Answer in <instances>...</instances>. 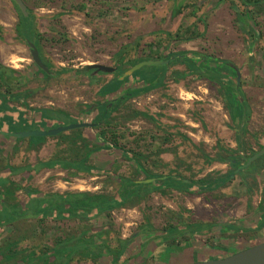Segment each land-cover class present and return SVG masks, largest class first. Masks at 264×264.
Wrapping results in <instances>:
<instances>
[{"label":"rangeland","instance_id":"1","mask_svg":"<svg viewBox=\"0 0 264 264\" xmlns=\"http://www.w3.org/2000/svg\"><path fill=\"white\" fill-rule=\"evenodd\" d=\"M24 2L38 31L40 55L50 64V71L44 75L38 69L28 43L16 31L21 12L18 5L14 0H0V62L21 72L20 81L13 80L11 89L25 95L14 99L12 105L25 108L22 105L25 101L36 112L47 108L49 114L59 117L45 123L27 124L49 130L77 123L78 119L92 123L88 107L99 100H108L100 96L97 89L112 79L115 72L84 73L81 69L87 64L120 65L117 54L121 50L125 60L198 51L228 59L240 71L239 79L232 77L242 88L250 109V115L244 120L243 150L238 149L237 122L225 107L226 99L220 86L196 75L175 81L169 76L171 72L186 69L184 64L177 63L169 67L163 86L129 99L112 113L113 123L106 135L112 142L109 148L94 153L92 161L101 167L110 165L118 174L144 179L143 174L134 173L121 150L116 149L124 148L141 153L145 168L155 176L173 172L199 179L208 174H223L232 168L228 163L207 161L206 156H217L218 147L235 149L224 154L233 158L239 156L244 164L247 156L264 145V11L252 12L253 8H246L242 0ZM245 11L247 20L242 21L239 13ZM195 28L202 35L185 40L183 37L190 36ZM122 67L129 68L128 65ZM62 68L68 71L60 72ZM94 79L99 81L92 82ZM133 85L135 81L131 79L129 86ZM0 92L7 93L1 84ZM234 93L241 100L239 93ZM137 110L146 115H136ZM34 115L35 112L31 117ZM90 127L85 131L104 143L106 137L100 135L101 128ZM0 130H3L1 124ZM52 136H47L51 138L40 148L29 147L31 136L19 137L25 141L10 152L11 162L24 164L49 159L58 150V139ZM255 163L262 165L261 160ZM243 168L242 175L238 173L222 187L202 194L176 189L162 193L153 188L138 206L112 211V226L103 231L102 237L113 249L119 248V239L130 240L127 254L138 252L139 255L128 264H182L192 261L194 252L201 260L217 258L264 241V226L260 230L252 229L260 216V201L264 199V177L251 165ZM30 184L46 192L72 189L115 194L118 187V183L106 175L77 177L65 170L47 169L35 175ZM17 195L25 198L23 191ZM249 197H252L250 209L247 207ZM147 219L157 230L175 223L215 222L216 226L184 242H168L163 241L160 234L139 233ZM108 220L106 215L90 223L50 220L43 227V233L27 244L43 241L52 245L62 231L86 228L87 223L101 226ZM231 222L250 230L221 231ZM216 245L226 250L213 248ZM72 264L93 263L78 260Z\"/></svg>","mask_w":264,"mask_h":264},{"label":"trees","instance_id":"2","mask_svg":"<svg viewBox=\"0 0 264 264\" xmlns=\"http://www.w3.org/2000/svg\"><path fill=\"white\" fill-rule=\"evenodd\" d=\"M14 2L16 3L15 0ZM242 2L248 9L252 7V12L264 11V0H242ZM18 7L20 8L19 5ZM20 10V20L17 23L16 31L27 43L33 42L40 51L38 31L35 28L33 16L30 12L26 15L21 8ZM248 12L249 10H247ZM247 13L246 11L239 13L242 21L247 20ZM201 35L202 33L195 28L190 36L183 38L190 40ZM117 55L120 57V65L115 66V76L104 84L98 92L101 96H108V100H99L94 104H90L87 111L88 114L93 116V125L90 129L101 128L100 135L104 136V138L106 137L104 143L85 131L89 126L74 128L70 132H61L52 136L58 139V150L49 159L38 160L33 163L13 164L9 157L10 152L18 149V146L25 141V138L13 137L0 132V159L2 160L0 162V264H72L78 260H90L93 264H128L139 255L138 252L127 254L130 240L119 239V248L113 249L107 243V240L102 237L103 231L112 226V221L110 220L112 211L122 207L138 206L145 201L146 195L153 188H158L162 193L166 192V189H176L182 192L202 194L222 187L238 173L242 175V169L245 167L243 165L251 156H247L245 163L242 164L240 158H238L239 156L233 158L224 154V152L235 151V149L228 147H218L219 150L216 157L210 158L206 156V158L209 163L215 161L228 163L232 168L226 173L216 176L208 174L199 179L188 178L173 172L164 176H155L145 168L142 163L143 155L141 153L124 148L116 149L121 150L122 157L134 168V173L143 174L145 178L157 177L155 181H140L138 178L118 174L110 168V165L99 167L94 164L92 155L102 149L109 148V144L112 142L106 136L113 123L112 113L129 99L163 86L168 76L169 67L177 63L184 64L186 69H175L171 72L169 76L175 81H179L188 75H196L199 78L206 77L220 86L221 93L226 99L225 107L229 111L230 117L237 122L236 142L238 149L243 150L242 134L246 131L244 120L250 115V109L249 104L244 99L242 88L238 83L234 82L232 77V75L236 76V70L231 61L208 56L198 51H182L161 56L160 59H168L175 56L167 65L144 66L131 75H125L126 71L137 62L153 57L125 60L122 50ZM43 61L50 71V64L44 59ZM126 65L129 68L125 69L122 67ZM36 66L44 75L49 74V71H44L37 64ZM65 71H68V69L62 68L60 72ZM89 72L93 73V70ZM20 77L21 72L19 70L0 62V84L7 90V93L0 92V124L3 127V130L0 131L15 132L35 128L41 129L40 125L34 126L27 123H45L59 118L49 114L46 110L47 108L38 109L36 112L25 101H22V105L25 108L21 106L17 108L14 104L12 105L14 99L19 96L25 97L24 93L16 94L11 89L13 80L16 79L19 82ZM131 79L135 80V85L133 86H129ZM98 81L96 79L92 80V82ZM234 92L239 93L241 100ZM60 111L66 114L69 113L62 109ZM34 112L35 115L31 117ZM135 114L146 115L145 112L139 110ZM81 121V119H78L76 122ZM17 126L19 127L17 128ZM49 138L47 136H31L28 143L29 147L38 148L47 142ZM9 139L11 140L10 142ZM257 160H261V166H257L255 161L250 165L255 172L264 177V155ZM240 167L242 168L238 171ZM45 168H62L71 175L79 177L85 175H106L116 181L118 187L115 194L88 190L46 192L30 184L34 176ZM16 174L21 176L19 181L11 178V176ZM156 183H158V186L155 187ZM18 191H23L25 198H20L17 195ZM251 203L252 197H249L247 205L249 209L251 208ZM259 208L260 216L255 227L252 228L253 230H260L264 226V199L260 201ZM102 215H106L109 218L106 224L89 226L91 220L97 219ZM50 220L59 222L79 220L89 223H87L88 227L86 228L83 227L79 230L67 232L62 231L53 239L52 245L43 241L27 244L28 241L33 240L35 237L38 238L40 233H43V227ZM214 226H216L215 222L175 223L170 224L167 228L157 230L153 228L152 223L147 219V223L140 226L139 233L152 232L154 235L160 234L163 241L181 243ZM223 229L225 230L221 231H232V233L250 230L232 222L227 223ZM213 248L226 250V247L220 245H216ZM193 259H198L195 252Z\"/></svg>","mask_w":264,"mask_h":264},{"label":"water","instance_id":"3","mask_svg":"<svg viewBox=\"0 0 264 264\" xmlns=\"http://www.w3.org/2000/svg\"><path fill=\"white\" fill-rule=\"evenodd\" d=\"M16 3L20 6L22 11L27 15V6L24 2V0H15ZM28 46L30 48L32 58L34 62L42 68L44 71H49L47 65L44 63L40 52L36 45L33 42H29ZM175 56H172L171 58L168 59H147V60H141L131 66L125 73V75L132 74L136 70L144 67V66H152V65H167L173 60ZM236 70V76L239 79L240 78V71L238 70L237 67H235ZM90 70H93V73H98V72H104V73H113L116 71L115 66H109L101 63H92V64H87L85 65L81 71L82 72H89ZM93 123L86 122V121H81L78 123H70V124H65L61 125L49 130H44L40 128H35V129H27V130H22L19 132H7V131H0L3 134L10 135L13 137H27V136H52V135H57L61 132H65L74 128H80V127H87V126H92ZM264 155V145L256 152L254 153L249 160L243 165L245 167L249 166L253 161L257 160L260 156ZM234 162L235 160L232 159ZM242 167L238 169L241 170ZM157 177L153 178H147V179H142L140 181L144 182H152L156 180ZM182 264H264V241H261L259 243H256L254 245H251L247 248H244L242 250H239L237 252H234L230 255H227L225 257H218V258H209V259H203V260H193V261H188Z\"/></svg>","mask_w":264,"mask_h":264},{"label":"crops","instance_id":"4","mask_svg":"<svg viewBox=\"0 0 264 264\" xmlns=\"http://www.w3.org/2000/svg\"><path fill=\"white\" fill-rule=\"evenodd\" d=\"M96 80H99V79H96ZM111 80V79H110ZM110 80H107L106 82H104V83H102L99 87H98V89H97V92H99V90L102 88V86L104 85V84H106L107 82H109ZM134 80V79H133ZM131 81V80H130ZM135 81V80H134ZM130 83V82H129ZM152 91V90H151ZM112 95H114V94H112ZM111 95V96H112ZM101 96V95H100ZM102 97H104V96H102ZM105 98H108V96H106ZM47 144V143H46ZM45 145V143L42 145V146H44ZM38 148H40V147H38ZM41 148H43V147H41ZM95 164V163H94ZM97 166H99V167H101L100 165H97ZM106 167V166H105ZM45 169H47V170H62V171H64L65 169H62V168H51V169H49V168H45ZM44 169H42L41 170V172L43 171ZM66 172H68L67 170H65ZM19 177V179H16V177ZM78 177V176H77ZM11 178L13 179V180H15V181H19L20 179H21V176H20V174H16V175H13V176H11ZM67 190H70V189H67ZM72 190V189H71ZM64 191H66V190H64ZM19 192V191H18ZM17 192V193H18ZM60 192H63V191H60Z\"/></svg>","mask_w":264,"mask_h":264},{"label":"flooded vegetation","instance_id":"5","mask_svg":"<svg viewBox=\"0 0 264 264\" xmlns=\"http://www.w3.org/2000/svg\"><path fill=\"white\" fill-rule=\"evenodd\" d=\"M151 59V58H150ZM145 60H147V59H145ZM151 178H153V177H151ZM144 179H147V178H144ZM139 180H142V179H139ZM155 181V180H154ZM153 182V181H152ZM193 260H200V259H192V261Z\"/></svg>","mask_w":264,"mask_h":264}]
</instances>
